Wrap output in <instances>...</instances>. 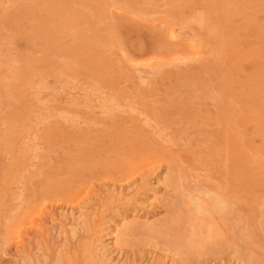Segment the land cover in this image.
I'll list each match as a JSON object with an SVG mask.
<instances>
[{"label": "rangeland", "instance_id": "1", "mask_svg": "<svg viewBox=\"0 0 264 264\" xmlns=\"http://www.w3.org/2000/svg\"><path fill=\"white\" fill-rule=\"evenodd\" d=\"M44 229L99 264H264V0H0V264Z\"/></svg>", "mask_w": 264, "mask_h": 264}, {"label": "bare ground", "instance_id": "2", "mask_svg": "<svg viewBox=\"0 0 264 264\" xmlns=\"http://www.w3.org/2000/svg\"><path fill=\"white\" fill-rule=\"evenodd\" d=\"M143 14V13H142ZM202 16V15H201ZM197 19H199V18H197ZM201 23V22H200ZM182 24V23H181ZM212 31V30H211ZM211 33V32H210ZM206 45V44H205ZM206 51V50H205ZM209 51V50H208ZM207 52V51H206ZM210 53V52H209ZM212 53V52H211ZM193 60V59H192ZM166 66V65H165ZM160 68V67H159ZM155 69V68H154ZM156 70V69H155ZM140 71H142V70H140ZM139 71V72H140ZM141 73V75H142V72H140ZM142 78H143V76H142ZM144 79V78H143ZM145 82V81H144ZM141 83H142V81H141ZM147 83V82H146ZM143 85H144V83H143ZM149 86V85H148ZM98 100V99H97ZM60 115V114H59ZM180 118V117H179ZM35 140V139H34ZM185 164V163H184ZM172 177H174L173 175H172ZM186 177V176H185ZM187 178V177H186ZM159 179V178H158ZM173 179V178H172ZM215 180V179H214ZM173 181H174V179H173ZM180 181V180H179ZM181 183V182H180ZM193 183V182H192ZM186 184V183H185ZM120 187V186H119ZM202 187V186H201ZM189 188V187H188ZM182 189V188H181ZM195 189V188H194ZM190 190V189H189ZM203 190V189H202ZM181 191V190H180ZM186 191V190H185ZM184 191V192H185ZM188 191V190H187ZM192 191V190H191ZM198 191V190H197ZM223 191H225V190H223ZM189 192V191H188ZM211 193V192H210ZM209 193V194H210ZM197 194H198V192H197ZM205 194H207V193H205ZM85 195V194H84ZM83 195V196H84ZM179 195H181V193H179L178 194V197H179ZM186 195H188V194H186ZM154 196V195H153ZM206 196V195H205ZM212 196H213V194H212ZM198 198H199V196H198ZM217 198H220L221 199V197L219 196V197H217ZM223 198H225V197H223ZM196 199V198H195ZM178 200V199H177ZM217 200V199H216ZM223 200V199H222ZM226 200V199H225ZM224 200V201H225ZM228 200V199H227ZM227 200H226V202H227ZM175 201V200H174ZM180 201V200H179ZM194 201V200H193ZM201 201H202V199H201ZM220 201V200H219ZM200 202V201H199ZM205 202V201H204ZM216 202V201H215ZM214 202V203H215ZM173 203V202H172ZM203 203V202H202ZM220 204H222V202H219ZM225 202H223V204H224ZM182 204H183V202H182ZM192 204V203H191ZM195 205H196V203H194ZM193 204V205H194ZM227 204H228V202H227ZM230 204H232V203H230ZM236 204V203H235ZM30 206L28 207V209L30 210V214L29 215H32V214H36V212L38 213V209L40 210V208H36V207H34V205H32V203H30L29 204ZM200 205V204H199ZM203 205V204H202ZM202 205H201V207H202ZM204 205H206V204H204ZM225 205H226V203H225ZM225 205H222L223 207L225 206ZM234 205V204H233ZM177 206V205H176ZM229 206V205H228ZM55 207V206H54ZM199 207V206H198ZM217 207H219L218 205H217ZM195 208V207H194ZM205 208V207H204ZM203 208V209H204ZM225 208V207H224ZM223 208V209H224ZM227 208V207H226ZM230 208V207H229ZM200 209L201 208H199V211H200ZM207 208H205V210H206ZM222 209V210H223ZM69 210V209H68ZM212 210V209H211ZM214 210V209H213ZM225 210V209H224ZM226 211V210H225ZM235 211V210H234ZM40 212V211H39ZM210 214H211V212L210 211H208ZM77 213V212H76ZM201 213V212H200ZM205 213V212H204ZM209 213H207V214H209ZM217 213H218V211H217ZM209 214V215H210ZM221 215H223V213H220ZM174 215V214H173ZM181 215V214H180ZM230 215V214H229ZM114 216V215H113ZM30 218H32V216H30ZM136 219V218H135ZM185 219V218H184ZM210 219V218H209ZM226 219V218H225ZM137 220H138V218H137ZM169 220V219H168ZM133 221H134V219H133ZM192 221V220H191ZM125 222V221H124ZM166 222V221H165ZM168 222V221H167ZM142 223V222H141ZM170 223V222H169ZM188 223V222H187ZM131 224H134V223H132L131 222ZM175 224V223H174ZM54 225H55V223H54ZM53 225V226H54ZM124 225V224H123ZM126 225H128V223H126L124 226H126ZM129 225H130V223H129ZM143 225V224H142ZM164 225V224H163ZM170 225V224H169ZM172 225V224H171ZM178 225V224H177ZM201 225V224H200ZM199 225V226H200ZM133 226H139V225H137V223H135ZM162 226V225H161ZM166 226V225H165ZM168 226V225H167ZM176 226V225H175ZM194 226H195V224H194ZM199 226H197L196 228H194L193 229V234H194V231H196V229H198V227ZM54 227H56V226H54ZM140 227V226H139ZM169 227V226H168ZM167 227V228H168ZM171 227V226H170ZM169 227V228H170ZM215 227H217V225L215 226ZM53 228V227H52ZM51 228V229H52ZM126 228H129V227H127L126 226ZM132 228V227H131ZM162 228V227H161ZM164 228H166V227H164ZM184 228V227H183ZM219 228V227H218ZM53 229H55V228H53ZM106 229V228H105ZM118 229V228H117ZM153 229V228H152ZM200 229V228H199ZM19 230H20V228H19ZM127 230H130V229H127ZM158 230V229H157ZM161 230V232L163 231L162 229H160ZM173 230V229H172ZM186 230V229H185ZM214 230H216L217 231V229H213L212 230V232H210L209 234H212V235H214L215 236V233H213L214 232ZM117 231H119L120 232V230H117ZM132 231H133V229H132ZM135 231V230H134ZM174 231V230H173ZM179 231V230H178ZM215 231V232H216ZM160 232V233H161ZM166 232V231H165ZM185 231H183V233H184ZM201 232V231H200ZM218 232H219V229H218ZM220 232H221V229H220ZM80 233V232H79ZM163 233V232H162ZM222 234H223V232H221ZM110 234H112V233H110ZM159 234V233H158ZM167 234V233H166ZM169 234V233H168ZM173 234V233H172ZM172 234H170V235H172ZM180 234V233H179ZM179 234H177V237L179 238L180 236H179ZM193 234H190L189 233V235L190 236H192ZM208 234V233H207ZM220 234V233H219ZM218 234V237H220V235ZM222 234H221V237H222ZM180 235H182V237H183V234H180ZM202 235V234H201ZM212 235H210V236H212ZM56 236V235H55ZM51 232H50V230L49 229H44V230H41V231H38V232H34L33 233V236L31 237V239H30V241L27 243H25V242H22L19 246L21 247V249H23V250H21V255L19 256L20 257V259L18 260V264H79L80 262H81V259L82 258H84V260L85 261H87L89 264H99V263H96L95 262V256H97V254H99L97 251H95V248H94V246H93V244H89V243H84V244H80V240L82 239V237L81 238H75L76 239V242L75 241H72V240H70V239H63V238H60V237H58V238H56ZM190 236H188V241H189V238H193L194 239V235L192 236V237H190ZM203 237H204V235H202ZM209 236V235H208ZM207 236V237H208ZM213 236V237H214ZM110 237V236H109ZM171 237V236H170ZM176 237V236H175ZM186 237V236H185ZM108 238V237H107ZM177 238V239H178ZM206 238V237H205ZM210 238V237H209ZM217 238V237H216ZM184 239H186V238H184ZM183 238H182V241H185L186 243V245L185 246H187V243H188V241H186V240H184ZM213 239V238H212ZM87 240V239H86ZM171 241H172V239H170ZM174 240V239H173ZM203 242H204V244L206 243V240H204V239H201ZM200 240V241H201ZM210 240V239H209ZM214 240V239H213ZM90 241V240H89ZM168 241H169V239H168ZM208 241V240H207ZM211 241V240H210ZM194 242H195V240H194ZM194 242H193V244H194ZM203 242H200L201 244H203ZM213 242V241H212ZM177 243H178V240H177ZM200 243H199V245H198V243H197V245L198 246H200ZM170 244H171V242H170ZM183 245H184V243H182ZM191 244V243H190ZM190 244H188V245H190ZM171 245H173V243L171 244ZM176 245H178V244H176ZM179 246H181V244H180V242H179ZM205 246V245H204ZM182 247V246H181ZM191 248H193L194 247V245H193V247H192V245L190 246ZM197 247V246H196ZM206 247V246H205ZM106 248V247H105ZM179 248V247H178ZM182 249V248H181ZM188 247H187V252H188ZM201 249V248H200ZM176 250H177V248H176ZM190 250V249H189ZM193 250V249H192ZM191 250V251H192ZM198 250V249H197ZM204 250V249H203ZM182 252H183V250H181ZM196 253V252H195ZM197 253H199V251L197 252ZM201 253V252H200ZM109 254V253H108ZM110 255V254H109ZM128 262V261H127ZM131 264V263H130Z\"/></svg>", "mask_w": 264, "mask_h": 264}]
</instances>
